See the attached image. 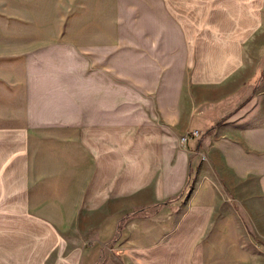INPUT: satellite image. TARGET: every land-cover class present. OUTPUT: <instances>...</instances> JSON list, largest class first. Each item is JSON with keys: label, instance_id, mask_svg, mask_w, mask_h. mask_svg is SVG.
Segmentation results:
<instances>
[{"label": "crops", "instance_id": "1", "mask_svg": "<svg viewBox=\"0 0 264 264\" xmlns=\"http://www.w3.org/2000/svg\"><path fill=\"white\" fill-rule=\"evenodd\" d=\"M255 197L264 0H0V264H264Z\"/></svg>", "mask_w": 264, "mask_h": 264}, {"label": "rangeland", "instance_id": "2", "mask_svg": "<svg viewBox=\"0 0 264 264\" xmlns=\"http://www.w3.org/2000/svg\"><path fill=\"white\" fill-rule=\"evenodd\" d=\"M255 196V193L253 194ZM229 198V197H228ZM256 197L254 198V204L250 205L251 199L248 201H245L248 203L247 207L236 205L233 202L234 208L239 212L240 216L242 217L244 221L245 229L249 232L251 235V240L254 243H257L259 245L260 251L264 253V221L262 219V215L260 213V210L258 206L256 205ZM253 203V202H252ZM255 219V220H253ZM258 225L261 231L263 232L262 235L257 236V233H255V225Z\"/></svg>", "mask_w": 264, "mask_h": 264}, {"label": "built area", "instance_id": "3", "mask_svg": "<svg viewBox=\"0 0 264 264\" xmlns=\"http://www.w3.org/2000/svg\"><path fill=\"white\" fill-rule=\"evenodd\" d=\"M192 135H193V136H198L199 134H198L197 131H195V132L192 133ZM184 140H185V138H181V141H184Z\"/></svg>", "mask_w": 264, "mask_h": 264}]
</instances>
